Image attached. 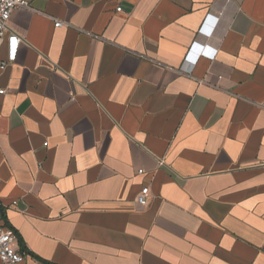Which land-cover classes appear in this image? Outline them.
<instances>
[{"label":"crops","instance_id":"1","mask_svg":"<svg viewBox=\"0 0 264 264\" xmlns=\"http://www.w3.org/2000/svg\"><path fill=\"white\" fill-rule=\"evenodd\" d=\"M27 1L0 69L21 264H264V0Z\"/></svg>","mask_w":264,"mask_h":264},{"label":"built area","instance_id":"2","mask_svg":"<svg viewBox=\"0 0 264 264\" xmlns=\"http://www.w3.org/2000/svg\"><path fill=\"white\" fill-rule=\"evenodd\" d=\"M28 6L27 0H0V43L6 41L8 45V57L6 62L0 63V69L3 70L8 63H12L15 60V54L17 46L20 42V38L14 35L8 29V21L11 13L17 9ZM119 11V9H117ZM214 23V22H213ZM61 24L57 23L54 27L58 28ZM189 53L188 50L181 66L179 67V72L185 75L190 74L191 67L189 63ZM194 65V64H193ZM0 94H4V91H0ZM47 144L44 143L43 146ZM142 174V171H138ZM148 188L144 187L136 196V203L139 207L144 208L148 205ZM15 205V202L12 204ZM0 204V212H1ZM24 260V255L17 246L16 237L14 234L0 225V262L1 264H21Z\"/></svg>","mask_w":264,"mask_h":264},{"label":"clouds","instance_id":"3","mask_svg":"<svg viewBox=\"0 0 264 264\" xmlns=\"http://www.w3.org/2000/svg\"><path fill=\"white\" fill-rule=\"evenodd\" d=\"M211 20L213 21V19L211 18V16H207V17L205 18V20H204V22H203L201 28H200L199 31H198V35L203 36V34H207V32H208V30H209L208 28H210L209 25H211V24H210V23H211ZM195 46H197V45L194 44V45L190 48V53H189V62L192 63V65L195 64L199 58L203 57V51H202V50H204V49H202V50H201V49H198L196 52H194L195 49H196ZM193 53H194V54H193ZM190 55H192V58H190ZM213 57H214V54L211 56V59H212ZM189 62H188V63H189Z\"/></svg>","mask_w":264,"mask_h":264}]
</instances>
